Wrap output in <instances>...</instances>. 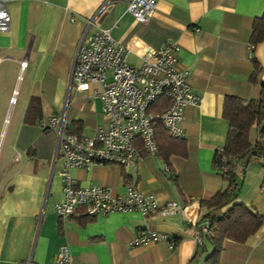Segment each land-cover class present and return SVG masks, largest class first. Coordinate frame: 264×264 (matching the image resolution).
<instances>
[{
  "label": "crops",
  "instance_id": "0c3cea01",
  "mask_svg": "<svg viewBox=\"0 0 264 264\" xmlns=\"http://www.w3.org/2000/svg\"><path fill=\"white\" fill-rule=\"evenodd\" d=\"M7 5L10 29L0 32V264H52L63 243L69 246L71 264H197L212 242L210 236L195 242L187 224L195 216L191 209L94 217L78 209L60 218L54 205L63 199L62 161L56 157L57 128L46 125L65 105L73 132L89 135L104 123L101 101L86 93L74 95L78 111L67 119L73 60L90 20L89 32L106 28L122 45L177 43V67L187 72L191 91L200 96L197 105L185 107L181 121L186 156L171 155L166 161L144 151L137 169L96 165L71 168L70 174L79 186L104 185L117 193L124 192L129 180L161 203L198 204L199 219H205L202 201L228 184L214 166L215 150L225 144L229 130L222 114L224 98H257L262 91L264 42L252 44L250 36L264 0H158L144 23L127 11L128 0H12ZM127 61L140 66V52H130ZM254 61L261 70L252 83ZM251 138L255 140V130ZM236 173L235 199L215 214L240 202L264 216V159H241ZM143 230L166 238L131 245ZM169 240L175 241L174 248ZM217 264H264V221L244 242L225 239Z\"/></svg>",
  "mask_w": 264,
  "mask_h": 264
},
{
  "label": "built area",
  "instance_id": "2783aa9c",
  "mask_svg": "<svg viewBox=\"0 0 264 264\" xmlns=\"http://www.w3.org/2000/svg\"><path fill=\"white\" fill-rule=\"evenodd\" d=\"M0 0V32L10 29L11 16L8 2ZM158 0H128L127 11L138 22H147L153 15ZM92 21L77 45L68 87V99L74 93H86L101 101L104 123L96 125L92 134H80L67 126L65 109L61 115L51 116L47 129L57 128L56 157H60L62 168L63 199L55 203L54 212L60 218L73 215L78 209L89 217L111 212L138 211L144 216L156 213L169 215L176 211L191 209L193 218H187L192 227L194 240L201 244L203 237L210 236V218L199 219V205H183L174 200L159 202L151 194L141 191L133 182L125 181L123 193L115 192L104 185L79 186L70 174L71 168L88 169L96 165H118L137 169L142 157L141 148L156 155L155 127L160 124L173 137H182L181 121L185 107L197 105L200 96L191 91L187 72L179 70V45L167 41L163 46L140 47L134 41L122 45L115 41L110 30L96 28L89 32ZM253 47V45H251ZM140 52L142 63L134 67L128 63V54ZM0 57V61H1ZM20 69L26 66V58L19 61ZM264 82V81H263ZM18 91H13L10 103L16 102ZM161 96L167 98L166 107L158 113L149 108ZM219 152L222 147L217 148ZM240 160L236 157H221L220 174L237 171ZM166 237L154 231L143 230L130 242L143 245L164 240ZM174 248L175 241H168ZM72 256L66 243L58 247L52 264H71Z\"/></svg>",
  "mask_w": 264,
  "mask_h": 264
},
{
  "label": "trees",
  "instance_id": "16d2710c",
  "mask_svg": "<svg viewBox=\"0 0 264 264\" xmlns=\"http://www.w3.org/2000/svg\"><path fill=\"white\" fill-rule=\"evenodd\" d=\"M250 42L255 45L264 42V12L253 21ZM260 70L259 64L254 61L253 72L250 76L252 83L256 82ZM166 105L167 98L161 96L149 108V111L161 112ZM222 114L229 123V130L222 151L215 150V168L218 169L223 156L236 157L239 160H249L252 156L264 159V82H262V91L257 98L245 99L237 95H226ZM254 130L256 138L252 141L251 134ZM155 137L157 141L156 155L161 156L164 160L168 161L171 155L186 156L185 140L169 135L160 124L155 127ZM141 151L144 153L145 150L141 148ZM222 175L228 181L226 188L202 201L207 208L205 217L211 219L213 226L210 233L212 249L205 257L203 264H217L225 239L244 242L264 221L263 215L252 212L240 202L231 204L224 213L215 214L216 210L232 202L236 197V193L233 191L237 186L236 171L229 170ZM86 217L89 216L86 215Z\"/></svg>",
  "mask_w": 264,
  "mask_h": 264
},
{
  "label": "rangeland",
  "instance_id": "374dc122",
  "mask_svg": "<svg viewBox=\"0 0 264 264\" xmlns=\"http://www.w3.org/2000/svg\"><path fill=\"white\" fill-rule=\"evenodd\" d=\"M74 95H75V93H74V91L72 89V91H71V101L69 102V105L67 107V119H68L69 122L71 121V118H72L71 117L72 116L71 115L72 114V111L73 110L74 111H78L77 109H78V106H79V103L74 104V102H73L74 101L73 100L74 99ZM207 247H208L207 252L204 253V257L202 259H199V261H198L197 264H202L203 263V259L210 253V251H211L210 246L208 245Z\"/></svg>",
  "mask_w": 264,
  "mask_h": 264
}]
</instances>
